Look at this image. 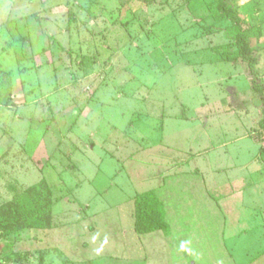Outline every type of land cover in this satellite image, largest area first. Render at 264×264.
<instances>
[{"label":"rangeland","instance_id":"1","mask_svg":"<svg viewBox=\"0 0 264 264\" xmlns=\"http://www.w3.org/2000/svg\"><path fill=\"white\" fill-rule=\"evenodd\" d=\"M218 1L14 0L0 27V206L45 182L55 220L73 221L90 198V213L105 205L125 210L137 182L161 170L150 160L159 153L177 156L181 148L200 165L230 162V147L246 141L228 147L230 158L211 150L197 156L225 139L201 121L164 118L204 113L185 102L192 109L210 98H225L226 107L255 103L263 115L249 124L261 153L262 94L252 89L247 60L235 57L232 23L214 15ZM231 2L264 85V0ZM10 240H0V264H67L51 249L16 259ZM21 240H32L30 229Z\"/></svg>","mask_w":264,"mask_h":264},{"label":"crops","instance_id":"2","mask_svg":"<svg viewBox=\"0 0 264 264\" xmlns=\"http://www.w3.org/2000/svg\"><path fill=\"white\" fill-rule=\"evenodd\" d=\"M13 2L0 0V27L8 21ZM224 100L202 99L194 109L185 102L189 111L201 109L204 113L187 114V119L164 118L192 125L201 121L204 131L215 130L225 139L202 146L195 155L211 150L230 158L228 147L246 141L241 148L230 147L234 154L230 162L212 166L201 161L200 165L192 153L188 158L181 148H175L177 156L159 153L150 160L157 161L161 170L137 182L125 210L105 205L90 213L92 198L86 203L79 201L81 208L76 206V212L81 214L73 221L58 223L53 217L52 227L30 229L32 240L16 241L13 250L36 253L51 249L64 255L67 264H264V162L249 124L252 116L263 113L255 103L226 107ZM246 119L248 124H244ZM169 151L174 149L169 147ZM251 153L250 158L241 160ZM188 173L191 176L187 177ZM223 175L226 177L221 178ZM144 192L154 193L161 202L165 226L138 233L135 200ZM207 217L210 219L205 221ZM25 243L32 244L26 248Z\"/></svg>","mask_w":264,"mask_h":264},{"label":"trees","instance_id":"3","mask_svg":"<svg viewBox=\"0 0 264 264\" xmlns=\"http://www.w3.org/2000/svg\"><path fill=\"white\" fill-rule=\"evenodd\" d=\"M232 0H219L214 11L216 18H224L232 23L227 30V35L237 46L238 57L247 60L249 77L252 81V89L262 94L264 104V85H260L255 76L256 58L252 53L247 40L248 28L243 27L241 18L235 13ZM264 130V117L259 121ZM264 162V148L260 153ZM52 192L45 182L27 187L23 193L15 196L0 206V240L11 237L7 246L14 258L21 259L22 253L13 250L14 242L21 240V235L32 228H50L53 225L52 216ZM135 228L138 233L148 232L157 228H163V209L161 202L152 192L139 194L135 200ZM6 246V247H7ZM2 259V258H0Z\"/></svg>","mask_w":264,"mask_h":264}]
</instances>
